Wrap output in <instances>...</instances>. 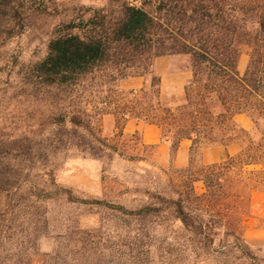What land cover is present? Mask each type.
Returning <instances> with one entry per match:
<instances>
[{"label":"trees","instance_id":"1","mask_svg":"<svg viewBox=\"0 0 264 264\" xmlns=\"http://www.w3.org/2000/svg\"><path fill=\"white\" fill-rule=\"evenodd\" d=\"M44 12V0H0V51L21 34L24 16ZM171 55L188 56L192 71L175 107L160 102V82L150 71L153 60ZM240 55L248 57L242 76L236 71ZM148 75L149 91L127 93L124 121L157 127L173 153L182 142L190 144L186 167L159 169L169 191L148 193L152 203L137 215L169 214L195 251L256 260L244 225L251 195H264V0H105L57 25L25 80L31 91L58 98L61 112L53 124L73 134L71 146L96 158L117 151L94 130L86 109L73 104L78 91ZM241 114L251 130L236 121ZM230 144L239 146L234 156L201 162L203 149ZM5 222L0 210V229Z\"/></svg>","mask_w":264,"mask_h":264},{"label":"rangeland","instance_id":"2","mask_svg":"<svg viewBox=\"0 0 264 264\" xmlns=\"http://www.w3.org/2000/svg\"><path fill=\"white\" fill-rule=\"evenodd\" d=\"M44 2V14L24 16L21 34L0 51V210L6 221L0 229V261L264 264V205L259 200L244 225V239L254 261L195 251L187 234L167 213L137 215L141 206L152 203L148 193L169 191L159 169L184 168L188 158L187 146L176 159V152L163 140L157 146L146 145L140 132H124L130 119L124 121L120 109L131 99L127 93L140 89L125 90L120 81L115 87L89 84L78 91L80 98L73 104L86 109L94 130L117 154L96 152L97 157L92 158L71 146L72 141L76 143L73 134L53 124L60 115L61 102L53 94L31 91L25 78L31 65L45 56L57 25L87 8L103 7L105 0ZM177 56L181 57L180 69H191L188 56ZM153 63L150 71L158 78ZM143 79L141 89L149 91L151 76ZM260 95L264 98V82ZM182 98L183 91L160 87L162 104L175 107ZM239 119L247 125L245 130H251L245 115ZM259 127L264 129V119ZM195 189L201 192L200 185Z\"/></svg>","mask_w":264,"mask_h":264},{"label":"crops","instance_id":"3","mask_svg":"<svg viewBox=\"0 0 264 264\" xmlns=\"http://www.w3.org/2000/svg\"><path fill=\"white\" fill-rule=\"evenodd\" d=\"M246 55H240L237 60L236 71L240 76L245 72L248 60H246ZM181 57L179 56H164L154 60L153 70L156 76L160 80V87L164 90L174 89L183 91L184 88L192 80V71L189 67L179 68L178 63ZM185 62L187 59H183ZM187 63V62H186ZM145 81L143 78H130L128 80L121 81V88L128 91H136L143 87ZM241 115L236 116V121L243 128L246 129L247 125L239 119ZM124 132L134 133L140 132L143 144L157 146L160 144L161 136L160 131L157 127L153 125L144 124L142 122H137L135 120H127L124 124ZM164 145L168 146L164 141ZM186 142L188 145H185ZM189 142L184 141L180 144L176 151V159L181 158L182 148L189 147ZM238 145L230 144L228 146H211L205 148L201 152V159L203 164H213L224 160L227 156L231 157L237 154ZM259 200L261 205H264V195L260 193H253L250 197V214H253V208L256 201Z\"/></svg>","mask_w":264,"mask_h":264}]
</instances>
